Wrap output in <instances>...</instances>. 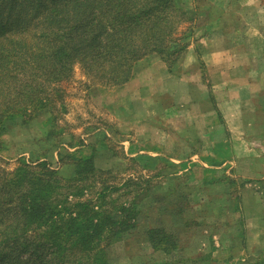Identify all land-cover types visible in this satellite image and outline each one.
I'll list each match as a JSON object with an SVG mask.
<instances>
[{
    "label": "rangeland",
    "instance_id": "obj_1",
    "mask_svg": "<svg viewBox=\"0 0 264 264\" xmlns=\"http://www.w3.org/2000/svg\"><path fill=\"white\" fill-rule=\"evenodd\" d=\"M187 19L176 35L190 30ZM177 21L172 19L174 25ZM10 27L5 24L7 31ZM150 56L160 58L153 54L139 60L134 73L146 70L145 59ZM176 63L171 68L166 65L176 70ZM94 71L76 63L69 78L49 86L53 106L45 101L43 109H25L26 116L19 114L8 123L0 148V188L15 186L17 191L11 195L17 197L19 192L27 193L33 179L50 182L56 192L52 202L62 208L88 202L100 207L103 218H123L122 208L127 209L132 227L110 240L105 234L92 254L97 264H264V179L248 176L250 168L258 169L249 162L253 158L249 148L256 146L253 138L245 136L241 154H229L223 165L213 159H205L206 164L185 162L183 157L191 154L185 147L178 153L181 163L172 161L171 155L147 154L144 138L153 128L152 119L135 129L122 124L123 116L132 123L138 112L121 106L115 89L125 84L110 85L101 72ZM144 109L141 106L139 111ZM128 143H138L141 149ZM27 168L32 174L21 178ZM12 204L1 207L3 218ZM27 260L36 263L34 258ZM0 264L8 261L0 259Z\"/></svg>",
    "mask_w": 264,
    "mask_h": 264
},
{
    "label": "trees",
    "instance_id": "obj_2",
    "mask_svg": "<svg viewBox=\"0 0 264 264\" xmlns=\"http://www.w3.org/2000/svg\"><path fill=\"white\" fill-rule=\"evenodd\" d=\"M186 17L175 0H0V148L17 115L43 109L45 101L53 106L49 86L69 78L76 63L101 72L114 86L131 81L135 63L149 55L171 68L189 46L186 33L176 35ZM6 23L13 26L9 31ZM31 174L27 168L20 176ZM30 182L27 193L17 197L11 195L15 186L0 188V259L8 264H29V258L89 264L105 234L110 240L132 227L125 208L123 218H103L100 207L82 201L62 208L52 202L56 192L50 182ZM7 202L13 206L3 218ZM43 237L49 241L35 239Z\"/></svg>",
    "mask_w": 264,
    "mask_h": 264
},
{
    "label": "crops",
    "instance_id": "obj_3",
    "mask_svg": "<svg viewBox=\"0 0 264 264\" xmlns=\"http://www.w3.org/2000/svg\"><path fill=\"white\" fill-rule=\"evenodd\" d=\"M175 2L187 13L186 35L192 41L176 63L181 69L146 58V70L115 89L122 108L138 110L132 123L124 116L121 123L135 129L152 119L145 153L171 155L177 163L213 159L223 165L229 154H241L245 136L253 138L249 162L258 169L250 168L248 176L264 179V0ZM129 100L134 103L124 106ZM128 145L141 149L138 143ZM184 147L191 154L180 160Z\"/></svg>",
    "mask_w": 264,
    "mask_h": 264
}]
</instances>
